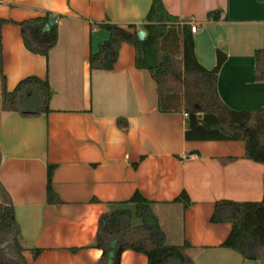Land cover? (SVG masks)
<instances>
[{
	"label": "crops",
	"instance_id": "0c3cea01",
	"mask_svg": "<svg viewBox=\"0 0 264 264\" xmlns=\"http://www.w3.org/2000/svg\"><path fill=\"white\" fill-rule=\"evenodd\" d=\"M191 32L194 54L211 69L225 53L216 79L221 101L234 110L264 106V81H255L254 52L264 47V2L162 0ZM151 0H0L2 72L7 90L28 76L46 79L50 111L23 116L1 108L0 187L10 199L27 264H98L92 246L101 214L136 191L152 201L168 245L188 244L193 264H264L222 246L228 222L210 221L215 202L259 201L264 166L245 158L243 141H187L184 112H160L156 84L135 66V49L122 43L111 70H91L88 56L108 38L96 26L109 20L139 25ZM220 9L221 18L208 20ZM49 11L58 30L44 57L28 51L18 22ZM224 16L226 18L224 19ZM226 157H233L225 161ZM60 203L46 201L47 166ZM186 192L190 203L175 201ZM3 197V196H2ZM0 196V199H2ZM31 248L42 249L32 257ZM119 264H148L124 250Z\"/></svg>",
	"mask_w": 264,
	"mask_h": 264
},
{
	"label": "trees",
	"instance_id": "16d2710c",
	"mask_svg": "<svg viewBox=\"0 0 264 264\" xmlns=\"http://www.w3.org/2000/svg\"><path fill=\"white\" fill-rule=\"evenodd\" d=\"M264 2V0H257ZM222 11L207 13L208 20L217 21ZM60 15L46 11L43 15L18 22L25 48L44 57L56 44L58 30L55 19ZM54 18L52 24L49 23ZM226 16H224V19ZM0 18V78L1 108L23 116L45 114L50 111L52 89L46 79L28 76L7 90L2 72V26ZM179 18L165 9L162 0H151L144 21L139 25L146 32L143 40L137 37L138 27H121L109 20L96 26L108 31L97 51L88 56L91 70H111L122 43L135 49V66L149 72L156 84L157 106L160 112L186 113L184 138L187 141L229 140L243 141L245 158L264 166V106L255 110H234L218 96L216 79L226 55L216 50V63L206 69L194 54L190 27L180 26ZM255 81H264V47L254 52ZM233 157H226L225 161ZM54 165L47 166L46 201L60 203L51 185ZM0 264H27L23 256L20 230L9 198L0 193ZM187 206L190 200L182 191L175 199ZM133 218L139 220L138 224ZM213 223L228 222L231 230L222 246L239 252L245 259H258L264 248V172L263 196L259 201L215 202L210 218ZM93 247L101 250L98 264H119L124 250H133L146 256L148 264H193L186 253L188 244L168 245L152 201L136 191L129 199L111 203L109 211L101 214ZM36 258L42 249L31 248Z\"/></svg>",
	"mask_w": 264,
	"mask_h": 264
},
{
	"label": "water",
	"instance_id": "95a60500",
	"mask_svg": "<svg viewBox=\"0 0 264 264\" xmlns=\"http://www.w3.org/2000/svg\"><path fill=\"white\" fill-rule=\"evenodd\" d=\"M54 22V18L52 17L49 21L50 24H52ZM146 36V32L143 29H139L137 31V37L139 40H143ZM0 192H1V187H0Z\"/></svg>",
	"mask_w": 264,
	"mask_h": 264
},
{
	"label": "built area",
	"instance_id": "2783aa9c",
	"mask_svg": "<svg viewBox=\"0 0 264 264\" xmlns=\"http://www.w3.org/2000/svg\"><path fill=\"white\" fill-rule=\"evenodd\" d=\"M197 30V26L195 24H190V31L195 32ZM186 115V113H185Z\"/></svg>",
	"mask_w": 264,
	"mask_h": 264
},
{
	"label": "rangeland",
	"instance_id": "374dc122",
	"mask_svg": "<svg viewBox=\"0 0 264 264\" xmlns=\"http://www.w3.org/2000/svg\"><path fill=\"white\" fill-rule=\"evenodd\" d=\"M133 222H134L135 224H138V223H139V220H138L137 218H133Z\"/></svg>",
	"mask_w": 264,
	"mask_h": 264
}]
</instances>
